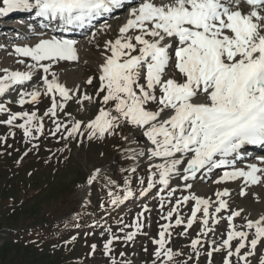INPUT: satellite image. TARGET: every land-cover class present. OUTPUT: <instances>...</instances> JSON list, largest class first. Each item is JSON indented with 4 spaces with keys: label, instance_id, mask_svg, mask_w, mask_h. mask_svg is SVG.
I'll return each instance as SVG.
<instances>
[{
    "label": "snow or ice",
    "instance_id": "6c2138e0",
    "mask_svg": "<svg viewBox=\"0 0 264 264\" xmlns=\"http://www.w3.org/2000/svg\"><path fill=\"white\" fill-rule=\"evenodd\" d=\"M0 2V15L34 12L48 22L42 27L54 26L60 32L91 30L89 43L98 49L97 36L112 28L106 18L115 10H128L115 38L103 42L96 75L85 81L89 86L98 81L91 94L81 92L79 85L66 86L53 70L61 62L79 60L77 40L55 35L45 38L42 34L34 46L15 47V55L26 58L17 60L24 70L0 69V98L9 90L18 96L15 101L0 99V114L7 117L0 124L22 130L25 143L31 145L21 160L39 149L34 141L45 136V117L54 124L49 134H59L65 141L85 135L89 140L118 136L138 144V137H143V147L126 148L125 152L127 159L147 161L146 179L138 177L139 195L146 196L154 188L161 193V219L167 223L160 225L158 238H151L156 246L152 264H200L201 255L207 264H213L214 253H224L220 264H253V260L264 264V215L255 220L245 217L246 222L238 228L235 220L243 209L231 207L227 187L215 191L214 200L194 190V182L215 169L231 168L214 181L217 185L242 179L247 187L260 184L264 178V158L259 165H235L246 146L264 147V0ZM102 18L104 22L97 27ZM26 86L31 90H22ZM42 97L50 99L42 115L39 108L14 112L9 107L12 103L21 108L39 105ZM69 101L80 105L81 110L85 102L97 105V113L87 121L78 120L65 111ZM60 113L68 117L67 122L59 118ZM9 135L14 138L15 133ZM0 141L6 143L7 137H0ZM137 170L136 166L124 169L128 175L123 180V196L109 190L113 210L136 194L132 184ZM99 179L118 187L112 179L101 176L100 168L88 175L86 187ZM173 181H183V186H173ZM177 192L187 194L177 197ZM246 194L241 188L240 195ZM190 203V215L185 218L181 210ZM166 204L171 207L164 214ZM149 212L147 205L142 206L132 225L120 217L117 224L122 225V236L111 227L100 233L101 237L108 235L101 251L110 264H132L131 260L114 258L113 244L121 240L131 244L138 234L148 235L143 231V220ZM222 221L227 227L217 240V226ZM197 224L199 230L193 238L189 230ZM130 227L135 230L126 231ZM181 227L183 231L176 234L190 239L187 259H178L186 254L169 246L173 233ZM97 247L96 243L89 245V254L94 256ZM143 251L147 253L146 246ZM119 255L123 258L127 253Z\"/></svg>",
    "mask_w": 264,
    "mask_h": 264
},
{
    "label": "rangeland",
    "instance_id": "374dc122",
    "mask_svg": "<svg viewBox=\"0 0 264 264\" xmlns=\"http://www.w3.org/2000/svg\"><path fill=\"white\" fill-rule=\"evenodd\" d=\"M0 7H3L2 2ZM16 12L8 13L5 19L3 15H0L1 25L15 24L16 20L13 19L17 18V14L16 16L13 14ZM122 16L108 22L112 28L97 40L101 45L100 49L95 43H91L92 54H88L89 60L81 63L82 79L76 84L81 86V92L87 91L91 94L94 91L98 81L94 80L92 86L85 84V81L88 77L96 75L104 40L115 38L119 26L126 20L128 13L123 18ZM6 19L9 20L6 21ZM2 39H4L3 35L0 34V40ZM9 44H13L10 47L16 59V64L11 70H24V66L18 64L17 60L26 58L17 57L14 52L15 47L23 45H17L16 42ZM26 62L31 61L26 60ZM75 63L77 61L61 62L53 70L58 73L61 69L72 67ZM24 89L31 90L27 86ZM17 98V94L9 90L6 96L0 99L15 101ZM49 106L48 97H42V103L35 106L26 104L21 108L15 103L9 105L14 112L39 108L38 114L41 115ZM97 110V105H90L88 102H85L84 110H81V106L73 101H69L65 109L76 119L84 121L94 118ZM6 118L5 114H0V120ZM59 118L65 122L68 120L64 113H60ZM44 125L45 136H42L39 141H34L39 143V149L30 151L21 160V156L31 145L25 143L22 130L10 129L0 124V137H7L6 143L0 141V264H110L109 258L101 251L102 244L108 235L105 233L101 237L100 233L104 228L111 227L113 232L122 236L123 234L119 232L122 225H118L117 220L122 217L125 224L132 225L137 213L142 211L144 205L151 209V212L145 213L143 220L145 224L143 231L148 235L138 234L134 243L131 244H125L122 240L115 242L112 255L117 261L128 259L132 261V264H152V253L156 246L151 243V238H158L160 225L167 223L161 219L159 207L161 193L158 188H154L146 196L139 195L138 177L146 179L147 161L143 158H140L138 162L127 159L125 152L126 148L143 147L144 138L138 137V144L123 141L118 136L89 140L85 135L79 140L70 138L65 141L59 134L56 137L49 134V130L54 128L52 120L45 117ZM10 132L15 133L14 138L9 135ZM253 162L258 161L247 160L237 162L235 165L244 168ZM132 166L138 169L137 173L133 174L132 184L136 194L113 210L108 192L111 190L116 195L123 196L121 191L124 187L123 180L128 175L124 169ZM96 168L101 169L102 177L112 179L118 187H111L106 184L105 179H99L87 188V191H82L88 175ZM226 170L230 171L231 168ZM226 170L216 172L214 170L209 174L210 179L204 186L206 192L202 196L211 197L214 200L215 191L227 187L231 192L229 198L231 207L235 210L243 209L241 217L235 220L239 228L246 222L245 217L255 220L264 215V200L257 190L245 187L242 179L224 185L215 184L214 181ZM173 186H176L175 182ZM241 188L246 191L245 196L240 195ZM194 190L197 191L196 188ZM181 194H187V192H177L176 196L179 197ZM101 204L104 205L103 208ZM191 206L190 203L182 207L181 215L187 218L190 215ZM170 207L171 205H165L164 214ZM226 214L223 213V215ZM92 225L97 226L93 228ZM226 227L225 221L217 226V240H219V233L225 231ZM134 230V227L126 229V231ZM198 230L199 225H194L189 230L190 236L194 238ZM181 231H183L182 227L175 230L169 246L177 251L183 250L186 254L178 259H187L190 249L186 245L190 243V239L176 234ZM93 232L94 235H86ZM73 236L76 237L75 241H72ZM92 243L98 246L94 256L89 254V245ZM145 246L148 249L147 253L143 251ZM121 252H126L127 256L122 258L119 255ZM223 255L224 253H214L213 264H220ZM189 264H192V261H189ZM200 264H207L204 255L200 257ZM253 264H256L255 260Z\"/></svg>",
    "mask_w": 264,
    "mask_h": 264
},
{
    "label": "bare ground",
    "instance_id": "6f19581e",
    "mask_svg": "<svg viewBox=\"0 0 264 264\" xmlns=\"http://www.w3.org/2000/svg\"><path fill=\"white\" fill-rule=\"evenodd\" d=\"M8 15V14H7ZM6 15H3V19H5ZM2 18V16H1ZM9 19H6V21ZM18 22V20L16 21V23ZM4 26H6V24H3ZM3 25H1L0 23V28L3 27ZM17 28H19L20 30H22L21 35H19L18 38L15 39L16 44H20V45H25V46H34L35 42H38V40L41 38V35L43 34V36L45 38H49L52 36V34H46L45 32H37L35 31H26L27 28L23 27V25H18L17 24ZM94 30V29H93ZM91 31V30H90ZM90 31L86 32L83 35L80 36H75L74 38L71 37L72 39H75L78 41L77 44V48H78V56H79V60L77 61V63L73 64L72 67H66L64 69H61L58 72L60 81L62 83H64L66 86L68 87H74L76 86L77 83L80 82V80L82 79L81 74H82V68H81V63H84L86 60L88 59V54H92V50H91V43H89V35H90ZM58 38H64L62 36L59 35H55ZM104 36V34H100L97 36V40L101 37ZM8 39V41H7ZM7 39H2L0 40V69L3 68H8L9 70H11L15 64H16V59L14 57V54L11 50L10 47V38L8 37ZM14 44V45H16ZM74 62V61H72ZM22 90H26V89H22ZM15 94H17L16 91H14ZM251 151H248L247 154H252L254 150L249 149ZM230 159V158H229ZM261 159V158H260ZM236 163V162H235ZM260 160H258V162L256 164L259 165ZM246 168V167H244ZM226 170L225 168H221ZM219 169V170H221ZM218 170V169H216ZM216 172V171H215ZM210 179V175L203 177L201 179H198L197 181L194 182V188L197 189L196 193L199 195H203L206 192V187L205 183L206 181H208ZM176 184V187H182L183 186V181H173ZM248 187H252L254 188V190H257V193H259V195L263 198L264 200V178H262V182L260 184L257 185H249ZM86 184L84 186V188L82 189V191H87Z\"/></svg>",
    "mask_w": 264,
    "mask_h": 264
}]
</instances>
